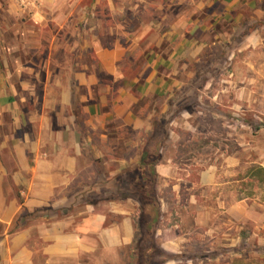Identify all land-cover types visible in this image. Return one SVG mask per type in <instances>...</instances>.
Listing matches in <instances>:
<instances>
[{
	"label": "crops",
	"instance_id": "0c3cea01",
	"mask_svg": "<svg viewBox=\"0 0 264 264\" xmlns=\"http://www.w3.org/2000/svg\"><path fill=\"white\" fill-rule=\"evenodd\" d=\"M139 1L157 8L153 20L164 19L163 4H179ZM184 2L191 12L181 20L170 12L175 22L164 33L152 24L132 27L125 5L133 0H46L39 14L0 0V264L132 263L138 216L127 205L133 200L112 199L115 178L148 156L144 150L155 139V121L194 81L196 65L209 62L218 74L228 65L235 75L257 62L264 67V0ZM238 78H202L198 103L211 99L222 107L231 87L234 101H256L248 85L264 84V77ZM238 83L245 87L236 90ZM210 89L213 97L204 98ZM194 106L168 126L155 165L158 181H174V203L160 200L162 222L166 213L180 219L163 225L156 238L163 235L161 247L175 252L187 235L199 230L209 237L220 230L229 262L247 263L254 246L264 247V203L231 196L220 209L207 205V190L217 184L204 154L209 147L196 152L195 140L184 142L175 130ZM187 127L206 139L215 131ZM226 132L230 136L232 130ZM235 141L251 147L243 138ZM222 152L235 170L241 163L237 153L227 146ZM258 158L252 165L264 168V154ZM103 198L111 213L121 214L119 221L100 208ZM216 213L224 221L215 223Z\"/></svg>",
	"mask_w": 264,
	"mask_h": 264
},
{
	"label": "rangeland",
	"instance_id": "374dc122",
	"mask_svg": "<svg viewBox=\"0 0 264 264\" xmlns=\"http://www.w3.org/2000/svg\"><path fill=\"white\" fill-rule=\"evenodd\" d=\"M181 2V3H180ZM164 3H167L165 1ZM122 9V5L119 6ZM131 8V9H129ZM20 11L29 12L39 14L40 12H45L46 10V0H42L41 5L37 10H22L18 8ZM156 9V10H155ZM153 7V5H146L143 1L133 0L132 4L125 5V10H128V13L132 15V27L144 28L145 26H149L152 24L153 30L157 29L160 31H168L170 26L174 24L175 20L170 19V12L177 13L179 20L183 18L187 11L190 13V6H186L184 0H179V4H163L161 11L163 20H153L154 14L157 13V8ZM126 12V11H125ZM201 12V11H200ZM158 14V13H157ZM199 14V13H197ZM174 15V14H173ZM175 16V15H174ZM198 17H202V13L197 15ZM176 19V18H175ZM152 39H156L157 35H153ZM165 45V43L163 44ZM217 55L219 52L217 51ZM262 55V54H260ZM258 55L254 56V60L257 61ZM252 58V56H251ZM203 62V61H202ZM201 62V63H202ZM200 63L199 68L202 70V64ZM209 63V62H208ZM207 63V64H208ZM256 63V62H255ZM204 64V62H203ZM206 64V63H205ZM228 64V62L226 63ZM260 63L257 62L255 65V69L248 68H237V74L234 73V68L226 65V69L224 71H220L221 74L217 73L218 68H211L212 70H204L200 79H208L210 76H220L221 78H235L243 79L245 76L250 77H264V67L261 69L258 68L257 65ZM197 66V65H196ZM197 66V67H198ZM244 66V65H243ZM196 67V69H197ZM198 68V69H199ZM197 72L199 70H196ZM234 77H233V74ZM261 80L264 81V78ZM199 84H202V80H198ZM236 90H241L245 87L243 83H238ZM227 86V85H226ZM219 87V86H216ZM229 87V86H228ZM234 87L228 88L226 94H231L230 98H226V101L222 102V107L218 106V104H211L209 98L213 97V89H210L206 92L204 98H208V102L198 104L194 106V114L190 117L185 116L181 117L178 120L177 127H175L176 135H178L179 139L187 142H193L194 140V149L196 152L202 153L201 149L205 146L206 138L201 136L198 132H186V129L189 124L196 125L198 130H215L213 133H210L213 137H211V141L207 144L209 148H206L204 151L205 156L208 157L209 162L212 169L216 171V186L213 190L208 189L207 193L209 194V200L207 205H210L212 209L217 210L220 209L219 206L222 204H228L232 202L233 199H245L247 196H250L252 199L256 200L258 203H264V186L258 185L256 182L252 181L249 176V170L254 166L252 165L254 160H259L258 157L261 154H264V84L255 83L254 85H248V89L252 90L256 96V101L247 100L238 101L236 99L234 101L233 92L231 91ZM244 93V91H240ZM246 94V93H244ZM245 96V95H244ZM230 99V100H229ZM236 103V104H235ZM209 108V110H208ZM210 111L215 112L219 115L220 118L215 117L213 119L212 116H209ZM200 112H203L201 114ZM180 117V116H179ZM224 123L227 127V130H232L230 136L226 133V129H224L221 125ZM189 128V127H187ZM207 135V134H206ZM195 136V137H194ZM215 136V137H214ZM226 137H229L230 142L227 144L225 140ZM208 138V137H207ZM243 138L244 143L250 144L251 147H238L235 139ZM209 139V138H208ZM222 143V145H221ZM221 146L228 147L230 152L237 153L240 159V165L234 170L232 167H228L227 164L224 163V155L222 152ZM167 154L170 155L169 150H167ZM228 155V152H227ZM208 161L205 162V164ZM252 166V167H251ZM184 169L185 166H182ZM198 168H202V166L198 165ZM185 170V169H184ZM180 174H186L183 171H180ZM197 172L195 173V176ZM174 181H158V190L162 196L163 201L172 205L174 202V198L171 192V186ZM113 191L112 199L123 203V196H121V190L117 188H111ZM106 198H103V201L100 202V208L104 211L105 214H108L109 220L119 221L122 216L118 213H111L108 207V203L105 202ZM107 201V200H106ZM128 206L134 208L136 217L139 216V203L136 200H133L131 203L127 204ZM139 205V207H138ZM172 208V207H171ZM46 215V214H45ZM174 215V214H173ZM40 216L42 214H37L35 219L40 220ZM225 217L222 214L216 213L213 215V221L215 223L221 222ZM224 221V220H223ZM180 223L176 221V217L169 215L166 213L163 225H173ZM186 223V222H185ZM187 224V223H186ZM163 230V229H162ZM181 233L180 229H175ZM221 231L216 230L213 235L207 236V239L203 235L202 231H196L194 235H187L185 240L181 241L176 247L175 252H171L168 250H162L169 254H164L161 260L164 262L163 264H264L263 254L261 253L259 246L253 247V250L250 252L251 261L247 263L244 261H233L229 262L230 255L225 250L223 245H219L221 241ZM209 238V239H208ZM163 239V235H159L156 239L157 244L161 246ZM219 239V240H218ZM262 247V246H260ZM239 248V247H237ZM263 248V247H262ZM246 249V247H242L241 250ZM235 250V248L233 249ZM248 252L250 251L249 247H247ZM247 252V253H248ZM232 253V252H230Z\"/></svg>",
	"mask_w": 264,
	"mask_h": 264
},
{
	"label": "trees",
	"instance_id": "16d2710c",
	"mask_svg": "<svg viewBox=\"0 0 264 264\" xmlns=\"http://www.w3.org/2000/svg\"><path fill=\"white\" fill-rule=\"evenodd\" d=\"M222 56L226 52L221 49ZM202 70L197 67L194 81L178 94L177 100L173 104H169L172 108L162 119L156 120L153 132L155 139L144 152L148 155L144 160H141L139 165L134 169L125 172L124 175L117 176L114 180V188L121 190V196L124 200H136L139 205V216L137 219L136 240L132 247L134 251L131 264H163L161 260L164 254H169L162 250L157 244L156 235L158 230L163 227L160 200L162 196L158 192V175L155 165L161 159L160 149L163 143L167 140L168 126L176 117H179L183 111L191 109L194 105H198V95L203 84H199L198 80L202 76L204 70H212L213 64H203ZM199 68V69H198ZM212 68V69H211ZM211 72V71H210ZM201 80V79H200ZM211 138L207 139L205 145L209 144ZM180 152H186L185 149ZM250 179L258 185L264 186V168L253 166L249 170ZM263 254L264 247H259Z\"/></svg>",
	"mask_w": 264,
	"mask_h": 264
},
{
	"label": "built area",
	"instance_id": "2783aa9c",
	"mask_svg": "<svg viewBox=\"0 0 264 264\" xmlns=\"http://www.w3.org/2000/svg\"><path fill=\"white\" fill-rule=\"evenodd\" d=\"M18 8L35 11L41 5L42 0H14Z\"/></svg>",
	"mask_w": 264,
	"mask_h": 264
}]
</instances>
